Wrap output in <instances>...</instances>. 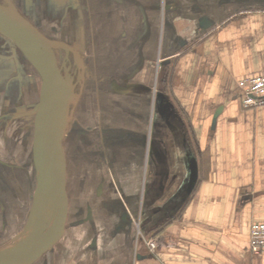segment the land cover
Masks as SVG:
<instances>
[{
	"label": "crops",
	"instance_id": "0c3cea01",
	"mask_svg": "<svg viewBox=\"0 0 264 264\" xmlns=\"http://www.w3.org/2000/svg\"><path fill=\"white\" fill-rule=\"evenodd\" d=\"M10 1L36 28L81 53L83 34L74 31L85 20L80 0ZM237 2L164 5L146 18V44L149 24L159 21L153 57L136 51L130 79L107 85L127 104L142 97V88L154 98L160 142L151 159L150 152L146 160L144 152L134 157L141 168L145 162V179L105 184L110 197L78 208L75 238L65 226L62 246L39 264H264V255L249 250L250 224L264 222V107L243 110L237 85L264 73V8ZM38 92L36 70L0 36V126L15 104L34 101ZM110 104L119 108L116 99Z\"/></svg>",
	"mask_w": 264,
	"mask_h": 264
},
{
	"label": "rangeland",
	"instance_id": "374dc122",
	"mask_svg": "<svg viewBox=\"0 0 264 264\" xmlns=\"http://www.w3.org/2000/svg\"><path fill=\"white\" fill-rule=\"evenodd\" d=\"M80 1L79 8L85 20L83 22L78 20L79 29H75L74 31L75 33L79 32L83 34L84 45L80 44L81 46L78 45V48L83 58H85V74L82 81L83 84L80 85H83V88H79L78 85L74 88L76 96L71 100L69 123L65 130L64 128L62 129V132L64 130V140H68L70 125L72 123L76 125L80 123L82 127L87 128L88 114L84 113L82 115V113L92 110L91 104L94 99L96 100L95 95L99 97L100 105L99 109L97 108L98 111L93 106V121L90 120L88 124L97 123L100 131L98 130V136L95 133L84 135L79 133L76 149L71 152L65 148L66 141H64L66 192L69 198L68 221L66 222L68 237L76 235L75 216L77 209H83L85 203H90L92 194L97 187L93 182H88V180L91 181L93 179L95 174L93 172V160L97 154L101 162L99 174L103 175L108 182L114 185L120 179L136 184L139 179L140 181L145 179L146 167L144 162L141 168L137 157L134 158L135 155L141 152L140 155L142 156V152H144V159L146 160V152H150L151 159L152 152H156L157 144L160 142L157 141V111L153 108L154 98L148 97L145 89L142 88V92L144 93L142 97H137L135 101L130 100V104L129 102L127 104V98L124 96L117 95L115 97L108 94L107 91L110 79L118 78V81L123 84L126 80L125 77L133 72L134 65L131 64V60H134L132 58L133 53L142 50L143 55H145L146 50H148V57H153L154 46L152 45L151 38L155 37V40L157 38L159 23V21L157 22V17L154 19V26H152L153 24L151 26L149 24V27L153 28V31L152 34H149V41L146 44L144 43L146 40L141 41L142 37L144 39L145 30H147L145 28L148 25L146 17L143 20L140 12V17L135 15L133 19L132 14L136 12L134 9L131 12H125V6L127 4H135L134 1L129 3L128 0H116L121 6L120 11L117 12L118 21L120 22L116 25H114L117 22L116 18H112V20L108 18L110 20L107 22L106 20H101L99 24L95 8L96 0ZM149 1L150 4L154 3L160 6L178 5L179 3L187 6L194 5L193 3L195 2V5L205 8L207 4H213L216 7L219 3L223 4L224 0ZM81 3L83 4L81 5ZM237 4L242 5L245 9L254 7L264 8V0H238ZM149 10L152 15V9ZM154 12L156 16L158 14L157 10ZM127 16L129 20H127ZM45 32L51 35L49 30L43 29V33ZM49 35L47 36L50 39H56L52 35ZM73 40L76 41L75 39ZM175 48H177V45ZM146 57L147 54L144 58ZM59 58L60 56L58 60ZM72 76L71 73L63 75L62 81L66 80L65 82L71 84L72 78V83L74 84L75 80ZM128 79H130V76ZM39 86L40 78L37 74V91ZM38 96L39 92L34 97V101L30 96L31 99L28 100L30 103H23V101L27 100L24 99L22 103L21 101L18 102L17 106L15 104L13 112L5 118V124L0 126V251H5L15 245L17 246L16 242L20 237H24V239L25 236L27 237L28 230H25V228L29 223V214L43 174L42 163L39 159L35 158L31 147L33 135L32 120L35 115L34 110L38 102ZM115 99L119 102L117 105L119 108L110 104ZM155 102H158V100L156 99ZM75 108L76 112L74 114L73 110ZM153 110L154 119L151 121ZM134 116H136L137 121L134 124L128 123V117ZM147 128H149V133L146 131ZM134 159L138 161L137 167L133 166ZM147 174H149L150 179V172H147ZM82 177L89 184L85 186V193L82 195L83 198L79 206L78 200L80 199L79 194L81 190L77 182ZM51 198L47 192V187H44L38 196L37 211L34 219H32L34 227H37L43 234L51 228L55 218L54 205ZM121 198L125 199L124 197ZM91 209L90 204L87 206L85 212L90 213ZM88 230L92 234V228L89 227ZM63 242L61 240L54 247L55 250H58ZM42 260H46V256L41 257L37 264Z\"/></svg>",
	"mask_w": 264,
	"mask_h": 264
},
{
	"label": "water",
	"instance_id": "95a60500",
	"mask_svg": "<svg viewBox=\"0 0 264 264\" xmlns=\"http://www.w3.org/2000/svg\"><path fill=\"white\" fill-rule=\"evenodd\" d=\"M170 6L166 5L165 9ZM0 36L8 40L36 70L40 78L38 102L34 110L32 152L43 166V174L29 214L27 237L16 247L0 251V264H34L44 254L53 249L63 238L68 216V196L66 192V163L63 151L64 130L70 116L71 100L78 82L69 84L66 98L60 96L59 86L63 75H68L66 63L58 65L55 50L64 51L67 59L71 54L81 72L79 81L84 77V66L76 48L58 40L46 38L10 0H0ZM70 76V75H69ZM116 92L126 89L112 83ZM58 108H54L55 105ZM57 115V116H56ZM54 116L65 121L60 133L54 128ZM196 168L194 167L191 185L194 184ZM47 187L52 197L55 218L50 229L44 234L34 227L32 219L36 214L38 196ZM192 187V186H191Z\"/></svg>",
	"mask_w": 264,
	"mask_h": 264
},
{
	"label": "flooded vegetation",
	"instance_id": "af4514ba",
	"mask_svg": "<svg viewBox=\"0 0 264 264\" xmlns=\"http://www.w3.org/2000/svg\"><path fill=\"white\" fill-rule=\"evenodd\" d=\"M104 1H105V4H104ZM133 1L135 4H127L125 6V12H131L132 9H134L136 11L134 14H132L133 19L135 18L134 17L135 15L140 17V12H141V16H142L141 18L143 20L145 19V17L150 19L151 16H155L154 11H156V10L159 11V10H161V7L164 6V5L160 6L159 4H154V3L150 4L149 0H128L129 3L133 2ZM95 8H96V15L98 14L99 24H100L101 20L102 21L106 20V22H107L110 19L112 20V18H116V21H117V22H115L114 25H116L120 22V21H118V17H117L118 13L117 12L120 11L121 6H120V4L117 3L116 0H96ZM149 9H152V15L150 14ZM108 18H110V19H108ZM126 18H127V20H129L128 16ZM119 20H120V18H119ZM115 29H116V26H115ZM129 29H130V26H129ZM38 30L46 38L50 39L45 33H43V30H40V29H38ZM49 36H51V35H49ZM53 37H55V36H53ZM56 39H58V37ZM50 40H55V39H50ZM55 55H56L58 65L60 66L63 62H65L66 68L68 69L69 74L71 73L73 75L72 77H74L75 83L78 80V83L76 85H78L79 88L80 87L83 88V85L80 86L81 84H83L82 83L83 80L80 82L78 79V76H79V73L81 72V69H80V66L78 63L75 64L73 56L71 54H69L67 59H65L66 56H65L64 51L59 50V49L55 50ZM57 55H58V57L60 56L59 60H58ZM80 58L82 59L83 66L85 67V63H84L85 58H83L82 53H80ZM84 74H85V68H84ZM76 91H77V89H76ZM94 97L96 98V100L94 99L92 101V104H91L92 110L87 111V112L84 111L82 113V115L84 113L88 114V120L89 121L92 120V118L94 117L93 106H94L95 110H97V108L99 109V105H100L99 97H96V95ZM76 108L73 110L74 114L76 112ZM73 118H74V116H73ZM128 119H129V117H128ZM98 130L100 131L98 125L94 126L92 124L91 125L87 124V128H84V127H82V125L80 123H78L77 125L75 123H72L71 127H70V132L68 134V137H70V138L68 140L67 139L65 140L66 141L65 148L69 149L70 152L72 151V149L74 148V147H72L73 144L77 143V141L79 140V135H78L79 133H81L83 135L95 133V135L98 136ZM74 133H76V134H74ZM63 148H64V144H63ZM100 165H101V162L99 161V155L97 154V156L93 160V166H94L93 172L95 174H94L93 179L91 181L88 180V182H93L94 185H97V187L94 190V193L92 194V198L95 200H99L102 197H110V195L112 194V192H111V194L109 192L110 189L109 190L104 189L105 184H109V183L111 184V182H108L103 175L99 174V171L101 170ZM88 182H87V180L85 181V179L83 177L81 178L80 181L77 182V184H79L78 186H80L79 189L81 190V192L79 194L81 199L83 198L82 195L85 193V189H86L85 186L87 184H89ZM66 189H67V183H66ZM68 204H69V198H68ZM67 221H68V217H67Z\"/></svg>",
	"mask_w": 264,
	"mask_h": 264
},
{
	"label": "built area",
	"instance_id": "2783aa9c",
	"mask_svg": "<svg viewBox=\"0 0 264 264\" xmlns=\"http://www.w3.org/2000/svg\"><path fill=\"white\" fill-rule=\"evenodd\" d=\"M241 91L239 98L243 110L264 107V73L251 75L238 80ZM150 250H154V241L148 242ZM249 250L254 255H264V222H252L249 228Z\"/></svg>",
	"mask_w": 264,
	"mask_h": 264
},
{
	"label": "bare ground",
	"instance_id": "6f19581e",
	"mask_svg": "<svg viewBox=\"0 0 264 264\" xmlns=\"http://www.w3.org/2000/svg\"><path fill=\"white\" fill-rule=\"evenodd\" d=\"M66 81V80H65ZM65 81H60V86H59V91H60V96L62 97V98H66V96H67V94H68V92H69V84H68V82H65ZM54 108H58V105L56 104L55 106H54ZM57 116V115H56ZM56 116H54V121H53V123H54V128L56 129V130H58L60 133H62V129L64 128V125H65V121H62V120H58V118H56ZM42 166V165H41ZM42 169H43V166H42ZM44 198V197H43ZM45 199V198H44ZM52 199V198H51ZM46 201V200H45ZM47 205V204H46ZM47 211V210H46ZM43 213V212H42ZM42 216V215H41ZM47 219V218H46ZM48 223V222H47ZM25 236V235H24ZM25 239H26V236H25ZM25 239H24V237L22 238V237H20L19 239H18V243L16 242V244L17 245H19V244H21L22 242H24L25 241ZM14 247H16V245L15 246H12L11 248H9V249H12V248H14ZM9 249H6V250H9ZM5 250V251H6Z\"/></svg>",
	"mask_w": 264,
	"mask_h": 264
},
{
	"label": "trees",
	"instance_id": "16d2710c",
	"mask_svg": "<svg viewBox=\"0 0 264 264\" xmlns=\"http://www.w3.org/2000/svg\"><path fill=\"white\" fill-rule=\"evenodd\" d=\"M70 126H71V125H70ZM71 136H72V135H71ZM68 138H70V137H68ZM64 141H65V140H64ZM63 144H64V142H63ZM72 147H74L72 150H75V149H76V143H74Z\"/></svg>",
	"mask_w": 264,
	"mask_h": 264
}]
</instances>
